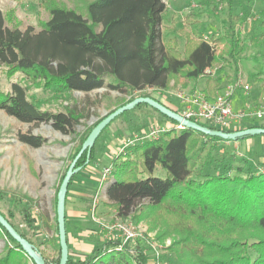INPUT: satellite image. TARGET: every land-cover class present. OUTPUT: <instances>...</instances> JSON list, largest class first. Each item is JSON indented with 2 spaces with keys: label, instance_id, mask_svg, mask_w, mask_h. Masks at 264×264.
<instances>
[{
  "label": "trees",
  "instance_id": "trees-1",
  "mask_svg": "<svg viewBox=\"0 0 264 264\" xmlns=\"http://www.w3.org/2000/svg\"><path fill=\"white\" fill-rule=\"evenodd\" d=\"M42 5L48 19L40 22L38 32L32 27L22 31L6 26L0 10V69L7 79L19 73L23 81L41 83L44 89L55 91L56 100L64 93H88L103 87L120 93L165 90L177 76L191 81L206 77L210 95L220 85L219 79L211 80L206 75L217 60L209 41L193 38L180 29L186 38L183 56L175 41L160 42L165 10L162 0H90L85 15L54 0H42ZM186 20L190 21V15ZM237 22L241 24L238 17L229 14L225 33L218 38L211 35L214 42L227 46L223 54L234 64L235 73L244 51ZM195 26L196 21L189 24L191 32ZM27 90V85L18 82L11 84L10 91L0 90V109L24 123L50 122L53 129L64 135L74 133V126L86 116L75 106H63V111L54 113L42 110L38 102L28 99ZM103 118L84 134L72 160ZM249 128L264 129V121L223 132ZM251 137L254 136L222 140L187 128L167 130L158 139L137 144L125 156L115 157L114 181L105 188V197L119 218L144 220L151 229H156L158 239L170 238L169 251L178 264H264V170L255 173L246 158H240L239 165L233 164L232 158L213 159L209 154L200 160L205 141L236 143ZM18 139L32 148L46 141L31 134H20ZM94 145L88 155L85 151L76 162L79 171L93 161ZM211 165L214 167L210 173L206 169ZM156 166L165 172L164 178L152 175ZM74 178L75 174L67 191ZM6 199L20 207L19 217L29 230L39 228L33 223L32 210H38L34 200L0 190V201ZM0 214L33 245L10 221L14 218L11 210L7 216ZM39 219L45 227H50L46 215L40 214ZM54 225L56 236L52 241L57 255L48 262L46 255L39 252L44 264L59 262L56 214ZM0 235L5 242L0 264H35L1 225ZM66 242V264H147L144 249L137 245L131 253L129 246L115 250L119 242H107L86 259H74L70 256L67 231Z\"/></svg>",
  "mask_w": 264,
  "mask_h": 264
},
{
  "label": "rangeland",
  "instance_id": "rangeland-1",
  "mask_svg": "<svg viewBox=\"0 0 264 264\" xmlns=\"http://www.w3.org/2000/svg\"><path fill=\"white\" fill-rule=\"evenodd\" d=\"M54 1L58 5L75 9L85 15V7L90 0ZM162 1L165 10L162 14L160 42L165 44L170 42L168 44H171L172 41H175L178 52L183 56L186 38L179 31L180 29L188 32L193 38L209 41L214 47L217 60L206 75L210 76L212 80L218 78L222 80L220 92L223 91L226 85L235 84L238 80H241L242 83L248 85L249 89L247 92L237 89L231 99L233 101L232 105H235L237 100L243 103L247 102L248 106L252 107L264 103V25H261L264 20V0ZM228 2H231V8H229ZM0 10L5 17L6 26L17 27L22 31L32 27L34 32H38L40 22L48 19V12L44 9L42 0H0ZM229 14L241 20V24L237 22L236 27L244 51L239 56L237 73H235L234 64L223 54L227 46L216 43L211 39V35L218 38L225 33ZM188 15H190V21L186 20ZM193 15H196L194 20ZM193 21L197 22V26L191 32L189 24ZM99 29L100 27L97 28V30ZM14 82H18L23 86L27 85L28 99L38 102L42 110L54 113L63 111V106H75L86 115L74 126V133L64 135L53 129L50 122L24 123L7 115L0 109V190L34 200L38 210H32L33 223L39 228L34 231L29 230L19 217L20 207L11 205L8 199L0 201V212L5 216H7L8 210L14 213V218L10 221L32 242L38 252L46 255L49 262L57 255L52 241V237L56 236L54 219L57 190L61 182V176L71 163L72 156L84 134L97 121L120 104L138 96L153 97L167 108L180 112L182 104L173 95L174 91L178 89L193 90V83L190 80L187 81L184 77L177 76L170 81L169 87L165 90L145 89L138 92L126 90L120 93L103 87L88 93H64L56 100L54 98L56 92L51 89H44L41 83L31 84L23 81L22 75L19 73L7 79L0 69V90L3 92L10 91L11 84ZM194 90L200 89L195 88ZM201 91L203 90L201 89ZM196 122L208 127V124L204 121ZM258 123L260 121H242L236 125ZM170 127L169 120L151 107L140 104L117 117L102 132L94 145L93 161L83 170L75 173L73 183L67 191L65 209L70 256L74 259H86L88 256L93 255L96 249H102L107 242H118L116 239L117 234L106 232L103 229V224H112L116 220H128L145 231L143 240H135L128 245L129 247L133 246V248L135 245L143 248L147 256V264H153L151 251L147 244L150 239L148 235L157 242L162 261L165 264H178L169 251L170 238L158 239L156 229H151L150 225L144 220L135 222L132 217L119 218L116 215V210L103 193L106 187H103L100 182L104 168H111L114 175L113 160L117 156L121 142L124 139L147 132L151 128L170 130ZM232 128L233 126L230 127V129ZM20 134L41 136L46 141L42 146L32 148L19 141L18 136ZM202 141L204 142V139ZM203 146L200 160H204L206 155L209 154L213 159L232 158V163L239 165V159L246 158L252 164L255 173L264 170V136L257 135L239 141L237 144L225 142L206 143L205 141ZM213 167L211 165L206 169L207 172L211 173ZM82 171L85 172V175L91 177L92 181H97V184L90 189H81L73 185L80 182L79 177ZM152 175L164 178L165 172L156 166ZM71 210L79 212L76 219L70 215ZM81 212L86 214L83 215ZM42 213L47 216L50 227H45L40 221L39 215ZM83 232H88V235ZM72 238L83 242H71ZM4 243V239L0 235V254L4 251ZM82 245L88 247V252L85 251V246ZM105 258L103 257V259Z\"/></svg>",
  "mask_w": 264,
  "mask_h": 264
},
{
  "label": "built area",
  "instance_id": "built-area-1",
  "mask_svg": "<svg viewBox=\"0 0 264 264\" xmlns=\"http://www.w3.org/2000/svg\"><path fill=\"white\" fill-rule=\"evenodd\" d=\"M237 89L242 92H247L249 87L247 84L242 83L241 80H238L235 84L226 85L223 91L215 94L213 97L201 90L184 91L178 89L174 91L173 95L182 104V108L180 112L172 110L186 120L193 122L204 121L208 126L212 127L213 130L220 131L230 129L232 126V129H238L236 128L238 126L236 124L245 120L264 121V103L254 107L246 105L244 108L240 109L233 108L231 99ZM170 129L182 130L184 127L178 123H171ZM167 130L166 128H151L147 132L124 139L121 142V147L117 152V156H125L129 150L137 144H141L147 140L158 139ZM113 181L111 168H104L100 178L103 187H107ZM103 229L109 234H117V238H115L118 240L119 244L115 247V250H121L123 246H129L128 244L135 240H143L145 234L144 230L128 220H116L112 224H103ZM148 237L150 239L147 244L151 251L153 264H165L162 261L157 242H155L150 235H148ZM130 252L134 253L133 246H130Z\"/></svg>",
  "mask_w": 264,
  "mask_h": 264
},
{
  "label": "water",
  "instance_id": "water-1",
  "mask_svg": "<svg viewBox=\"0 0 264 264\" xmlns=\"http://www.w3.org/2000/svg\"><path fill=\"white\" fill-rule=\"evenodd\" d=\"M144 104L152 109L156 110L160 114L173 120L175 123L181 124L184 128L200 132L210 137H216L222 140H236L246 136H257L264 135V129L261 128H249L232 133H226L220 130H211L205 126H202L196 122L186 120L182 118L178 113L167 108L159 101L151 97H137L133 101L126 103L125 105L118 107L113 112L107 114L99 123H97L88 134L87 138L83 142L79 152L69 164L65 175L59 185L56 194V221H57V236L59 243L60 258L58 264H66L68 260V247L66 242V231H65V195L67 187L72 176L79 171V168H75L76 162L81 155L86 151L89 154L93 147L95 140L98 138L102 130L116 117L120 116L124 112L133 109L135 106ZM0 225L8 232L12 239L17 242L24 253L35 263L44 264V261L38 252V250L23 239L18 232L7 222V220L0 214Z\"/></svg>",
  "mask_w": 264,
  "mask_h": 264
},
{
  "label": "crops",
  "instance_id": "crops-1",
  "mask_svg": "<svg viewBox=\"0 0 264 264\" xmlns=\"http://www.w3.org/2000/svg\"><path fill=\"white\" fill-rule=\"evenodd\" d=\"M201 78H203V79H201ZM201 78H199V79H197L196 81H191L192 83H193V90L195 89V88H197V89H202L203 90V92H205V93H207L209 96H211V97H213L215 94H217L218 92H220V90L222 89V87H221V83H222V80L221 79H219L220 80V85L217 87V88H215L214 90H213V95H210L209 94V92H208V85H207V83H206V77H201ZM212 80V79H211ZM213 80H215V79H213ZM187 81H189V80H187ZM188 86V85H187ZM231 102H233L232 100H231ZM246 105H248L247 104V102H245V103H243V102H240V100H237V102H236V104L235 105H233V108L234 109H240V108H242L243 106H246ZM245 124H241L240 126H237L236 128H241L242 126H244ZM235 144H237V142L235 143ZM79 179H80V182H78V183H74L73 185H75V186H78V187H80L81 189H90L91 187H93V186H95L96 184H97V181H92V178L91 177H89L88 175H85V172L84 171H82V173H81V176L79 177ZM105 191V190H104ZM76 195H79L77 192H74ZM104 193V192H103ZM105 195V194H104ZM79 212H77V210H71V213H70V215L74 218V219H76L77 218V216L79 215L78 214ZM83 213V215L84 214H86L85 212H81V214ZM67 222V215H66V209H65V223ZM66 231H68V229H67V225H66ZM86 231V230H85ZM83 233H85V234H87L88 232H83ZM76 235V234H75ZM88 235V234H87ZM90 235V234H89ZM85 236V235H84ZM69 242V248H70V241H68ZM71 242H83V241H78L77 239H74V238H72V241ZM82 246H85V245H82ZM85 251H87L88 252V247L87 246H85Z\"/></svg>",
  "mask_w": 264,
  "mask_h": 264
}]
</instances>
